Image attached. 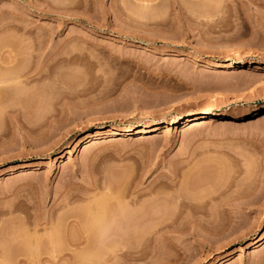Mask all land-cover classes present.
Masks as SVG:
<instances>
[{
  "label": "rangeland",
  "instance_id": "obj_1",
  "mask_svg": "<svg viewBox=\"0 0 264 264\" xmlns=\"http://www.w3.org/2000/svg\"><path fill=\"white\" fill-rule=\"evenodd\" d=\"M0 71V260L80 264L105 195L144 214L113 264H264L263 0H0Z\"/></svg>",
  "mask_w": 264,
  "mask_h": 264
},
{
  "label": "bare ground",
  "instance_id": "obj_2",
  "mask_svg": "<svg viewBox=\"0 0 264 264\" xmlns=\"http://www.w3.org/2000/svg\"><path fill=\"white\" fill-rule=\"evenodd\" d=\"M259 1H261V0H259ZM196 60H198V59L196 58ZM2 73L0 71V98L4 97L5 95L7 96L8 93L5 94L6 91L4 93V90H6L7 88H11L10 84H8L9 81H10V76H8V74H4L6 72H2ZM35 73L36 74H34L33 76L37 75V72H35ZM231 73L235 74V75L237 74L240 77L246 76V73L244 71L238 70L236 68H233ZM26 77L28 78V77H30V75L26 76ZM3 83L4 84L7 83V85L5 86ZM2 84H3V86H2ZM7 91H9V89H7ZM2 95H4V96H2ZM218 96L216 95V97H218ZM2 99H5V98H2ZM142 112H143L142 114L145 115V116L150 115V111L144 110ZM209 115H210V110L208 108H205L201 112L191 113V114L187 115L186 117H184L182 119V121H184L183 122L184 125L190 126V125H193L195 122H198V121L201 122V120L208 119ZM117 119H119V121H123L122 118L119 115H117ZM179 120H180V117L174 116V117L171 118V120H170L171 123L170 124L179 122ZM157 126H158V124H156L154 121H148L145 124H143V126L140 129H137L134 125H123V126H120V127H115V128L113 127L111 129L105 131V133H107V136L110 137V138L115 137L116 135L127 134V133H130V132H132V133L133 132H138L142 136H145L148 133H150L151 131H153ZM102 133H103L102 130H97L95 132H91V133H88L87 135L83 136L82 139L84 137H89L88 140L85 141L84 148H86L89 145L93 144L95 142L94 140L99 135H101ZM182 188L185 189V186L182 187ZM181 191H182V189H181ZM181 191H180V193H178L179 192V189H178V192H175V193H177V196L179 194L184 195V193H181ZM204 191L205 190H203L202 192L205 193ZM213 191L214 190H212L210 192V189L207 190L206 193L208 192V194L205 193L206 196L208 195L207 197H209L210 193H212ZM175 193H174V196L176 198L177 196H176ZM203 193L198 192L196 194V196L198 198H200L201 195H203L202 198L206 197V196H204ZM187 196H188V198H190L192 195H187ZM187 196L185 195V198L182 197V199L185 200ZM193 196H195V194ZM103 197H105V195H103ZM103 197L102 196H101V198L98 197L99 200H102V204L104 202H106L105 200H107V198L104 199ZM179 197H181V196L179 195ZM179 197H177V199H179ZM197 197H193V199L190 200L191 201L190 204L193 203L192 200H194V198L197 200ZM98 198H97V200L95 199L96 202L98 201ZM109 199H112V197H109ZM109 199L107 200V202H109ZM123 199H124V196H123L122 199H120V198L118 199V197L117 198L115 197L114 198L115 202L114 201H112V202L110 201L111 203H113L112 205L115 206L114 209L113 208L111 209L112 211L109 210L110 212H107V210H104L105 206L103 207V205L106 204V203H104L102 205V204L99 203L101 201H98V203L100 204L101 208L98 207V209L90 215L88 224L83 226V227H80L78 232L77 231H71L69 236H67L68 239H66V240L70 244H72V245H74L75 247L78 248V250H77V252L75 254L77 260L79 261V262L77 261L78 263H80V264H106V263L107 264L108 263L113 264L112 261L114 262L115 259H117V258L119 259V256L121 257V255L124 256L122 253H119V252L122 251V249L120 251H117V249L119 250L121 245L122 244L124 245V243L126 242L125 240L127 239V237H124V236H127V232H129L128 236L130 235L129 227L131 228V231H133L134 228H136V226L133 228V226L135 224L139 225L140 221L143 222L144 214L142 213L143 214L142 215L143 218H142L140 213L143 212V210L139 209V207L136 206L138 204L135 201H133L135 199H133V200L129 199V201H127L126 199H124V200ZM201 199H199V200H201ZM188 200H187V203H189ZM199 200H197V201H199ZM134 204H136V205L133 206ZM190 204L187 205V206L191 207ZM139 205H141V204H139ZM93 206H99V205L95 204V202H94ZM130 206H133V208L130 207ZM134 207H137L140 210V212L138 213L139 210L136 209V208L134 209ZM141 207L143 209L142 205L140 206V208ZM130 208H131V211H130ZM133 211L135 213V217L136 216L138 217V218L137 217L135 218L136 222H137V219L138 220H139V218L142 219V220L138 221L139 223L138 222L136 223L134 221V218H133L134 217V213H133ZM130 217H132L133 219H131ZM207 219L208 220H205V219H203V220H205L206 223H207V221L209 222V220L211 218L210 219L207 218ZM128 222H130V223H128ZM133 222H135V223H133ZM210 222L214 223L213 219H211ZM179 223H181V221H179ZM130 224H133V226H131ZM233 224H235V223H233ZM124 233L126 235H124ZM263 242H264V230L261 232V234L259 236L255 237L252 240L250 245L252 247H257V246L261 245ZM60 243L63 244L64 243V239L63 240L61 239ZM119 244H121L120 247H118ZM125 244L127 245V243H125ZM4 252H5V254H2V257L4 255L5 258L4 257L3 258L6 259V260H3V258H2L3 261L0 260V264H3V263L7 264V261H10V259H11V254L12 255L15 254L14 252H11V250H9V249L4 250ZM8 264H9V262H8Z\"/></svg>",
  "mask_w": 264,
  "mask_h": 264
}]
</instances>
